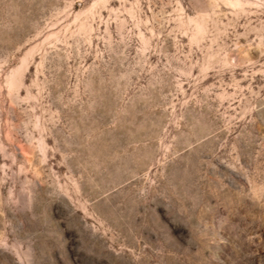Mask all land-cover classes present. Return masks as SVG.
<instances>
[{
	"label": "rangeland",
	"instance_id": "1",
	"mask_svg": "<svg viewBox=\"0 0 264 264\" xmlns=\"http://www.w3.org/2000/svg\"><path fill=\"white\" fill-rule=\"evenodd\" d=\"M0 264H264V0H0Z\"/></svg>",
	"mask_w": 264,
	"mask_h": 264
}]
</instances>
